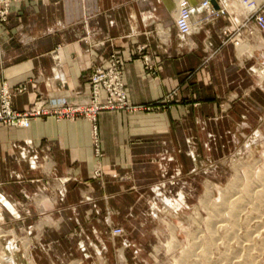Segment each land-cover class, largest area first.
<instances>
[{
    "label": "crops",
    "instance_id": "0c3cea01",
    "mask_svg": "<svg viewBox=\"0 0 264 264\" xmlns=\"http://www.w3.org/2000/svg\"><path fill=\"white\" fill-rule=\"evenodd\" d=\"M9 1L0 88L25 87L15 110L39 97L87 103L89 77L112 53L137 108L97 113L101 157L86 116L0 124V225L21 236L15 244L37 264H129L133 234L148 233L137 220L163 195L198 184L218 137L231 136L226 122L264 103V29L254 19L264 0H209L210 9L189 0L188 35L176 26L180 0ZM224 101L243 112L223 116Z\"/></svg>",
    "mask_w": 264,
    "mask_h": 264
},
{
    "label": "rangeland",
    "instance_id": "374dc122",
    "mask_svg": "<svg viewBox=\"0 0 264 264\" xmlns=\"http://www.w3.org/2000/svg\"><path fill=\"white\" fill-rule=\"evenodd\" d=\"M254 12L256 21L261 10ZM226 103L223 116L243 112ZM248 108V119L226 122L231 136L218 137L216 158L206 160L198 184L163 195L137 220L148 233L133 234L137 250L129 264H264V103ZM20 238L0 225V264H37L15 244Z\"/></svg>",
    "mask_w": 264,
    "mask_h": 264
},
{
    "label": "built area",
    "instance_id": "2783aa9c",
    "mask_svg": "<svg viewBox=\"0 0 264 264\" xmlns=\"http://www.w3.org/2000/svg\"><path fill=\"white\" fill-rule=\"evenodd\" d=\"M209 0L202 3L203 8L210 7ZM9 0H0V22H7L9 18ZM195 8L187 2H182L176 26L182 35L191 33V21ZM223 10L211 8L210 15L214 16L223 13ZM257 25L264 29V15L258 14ZM228 35V32L226 31ZM144 47L139 50L143 51ZM146 64L150 63L149 55L144 56ZM91 86V96L87 103L72 104L65 99H47L39 97L27 109L17 111L13 108L12 100L16 93L22 92L25 87H8L2 85L0 88V124L13 127H28L33 118L44 115H55L61 117L86 116L92 122V140L95 155H103L101 149V138L97 126V113L102 110L135 109L137 106L131 105L127 98L125 84L122 77V62L116 53H112L110 60L105 65H97L89 77ZM105 92V99L101 100V92ZM99 174V170L95 171ZM121 228L114 230L115 234L122 233Z\"/></svg>",
    "mask_w": 264,
    "mask_h": 264
},
{
    "label": "bare ground",
    "instance_id": "6f19581e",
    "mask_svg": "<svg viewBox=\"0 0 264 264\" xmlns=\"http://www.w3.org/2000/svg\"><path fill=\"white\" fill-rule=\"evenodd\" d=\"M187 2V3H189L190 5H191V3L189 2V0H180V7H181V3L182 2ZM210 2V1H209ZM203 3V2H202ZM210 4H211V2H210ZM192 6V5H191ZM210 7H211V5H210ZM210 7H209V9H210ZM180 10V9H179ZM179 14V13H178ZM178 17V16H177ZM193 29V23H192V21H191V30ZM167 203V202H166ZM168 204V203H167ZM216 224V223H215ZM235 260V259H234Z\"/></svg>",
    "mask_w": 264,
    "mask_h": 264
},
{
    "label": "water",
    "instance_id": "95a60500",
    "mask_svg": "<svg viewBox=\"0 0 264 264\" xmlns=\"http://www.w3.org/2000/svg\"><path fill=\"white\" fill-rule=\"evenodd\" d=\"M212 2H213V3H215V4L217 3V1H216V0H213Z\"/></svg>",
    "mask_w": 264,
    "mask_h": 264
}]
</instances>
